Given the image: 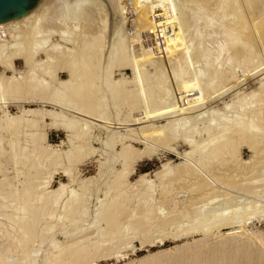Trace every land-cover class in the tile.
Masks as SVG:
<instances>
[{
    "label": "rangeland",
    "instance_id": "1",
    "mask_svg": "<svg viewBox=\"0 0 264 264\" xmlns=\"http://www.w3.org/2000/svg\"><path fill=\"white\" fill-rule=\"evenodd\" d=\"M178 1L180 2V5L178 4L179 3ZM186 1H187V3L190 2L188 0H185V3H184V0H175V3H176V5L177 4L179 5L177 7H179L178 11L180 13L186 12L189 14V15L187 14V16L185 15V17H186L185 20L187 21V22L185 21L186 26H190V30H189V34H188L189 39L192 37L195 38V35H197V34H199L196 36L197 38L200 35L203 36L202 34L205 32L204 36H205V38H208L207 44L208 45L211 44V49L213 50L212 52L215 53L216 46L220 45L223 42H226L227 33L230 31L227 28L229 26V24L232 25V23H233L234 25H236L237 22L238 23L240 22L237 14H236V10L233 12V9H231L234 5L231 6V8H230L232 11L228 10V12L227 11L224 12L223 10H221L219 8V4L217 3L219 0L218 1L213 0L210 2L211 4L208 2L209 0H206L208 3L204 2V0H202V1L197 0L198 2L201 1V2H199L200 4L204 3L203 6L205 4H207L209 6V8H211V20L207 17V19L209 20V23H211V25L208 26L206 29L198 31L197 27H195L193 24L190 25V23H191L190 21L192 19L191 9H193V7H194V9H196L198 7L195 6V4H193L194 5L193 6L192 3H188L189 4L188 5L186 3ZM231 1L232 2H230V3H234L233 0H231ZM237 1H239V0H237ZM252 1L253 0H251V2L249 0H247V1L244 0V2H246V3L243 4V1L240 0L239 3L238 2L237 3H238V6L241 4H243L245 6L244 7L243 5H241V11L243 10L242 11L243 20L246 21L245 23L247 25L246 26L247 29H246V27H243L242 30L244 32H246L245 30H247V32L249 33V36L253 39V43H254V41H255V43H258V44L254 43V46L255 45L257 46V47H254L255 48L254 52L256 51L255 53L258 55L257 60L255 59L256 63L253 65L254 67L252 66L253 68H250L252 70L251 73L245 74L244 73L245 69H244V67H242V64H244V63L239 61L242 58L240 59V57H239L240 55L235 56V54H234V55H232V57H233L232 60H234L233 61L234 68L232 67L233 71L231 73V77L232 76H234V77H232L233 78L232 79L229 75V76H227L228 77L227 79L229 81L227 79L225 80L228 82H225L224 80H223L224 82L223 81H221L220 83H219V81L216 82V83H219L218 85L220 87L219 86L217 87L215 97L213 98L215 101L211 100V97L209 95V94H211L210 93L211 88L206 87L204 92H206L208 89L209 93L207 92L205 96L209 97L208 99L210 101L206 102L205 105L203 104V106H202L203 108L202 107L196 108V109L194 108L193 110L194 111L196 110V112H192L195 116L201 115V114L205 115V117H204L205 119L204 118L202 119V117H203L202 115H201L202 116L201 120L198 119L199 121H201V122H199L200 126L198 125V131L200 129V131L202 133L200 131L199 132L196 131L197 133L192 134V136H194V140L192 139L193 141H197V140L200 141L201 139H203V138L205 139L208 137L207 131H208V129L211 130V128L213 127L211 125V123H212L211 122V111L216 112L215 115H213L214 118L218 117L217 119H215L218 122L213 121V123H212L214 126H215L214 122L217 123L216 124V126H217L219 121L221 122V119L223 117L226 118L228 125H232V124L240 121L241 118L244 117L241 114L244 110H246V112L244 111L243 114L244 113L246 114L247 110L251 107V105H255L256 103H258V105H259V103L262 104L264 102V69H263L264 68V49L261 50V48H263L262 47L263 43H260V40L263 42V39H264V35H262L263 38H261V34L262 33L264 34V30H262V29H264V12H263L264 11V8H263L264 7V0H257V1H259V3H261L260 5L255 0L259 6L256 11H252V7L249 6V4H248L249 2L251 4ZM181 3H183L185 5H182ZM212 3L213 4L216 3V4L213 5ZM210 5H212V6H210ZM215 5L217 6V8L215 7ZM260 6L262 8H260ZM212 7H213V9L216 8L217 10H215V9L213 10ZM205 8L208 9V7H206V6H205ZM236 8L237 7H235V9ZM212 10L215 11L214 13L217 16H219V17L221 16V18H223V20L221 18H219L220 19L219 20L217 17L213 18L216 15H214ZM251 11L257 12L255 14L258 16H256ZM222 12H224V15L229 13V12H230V14H227L228 16L225 15L223 17ZM218 13H220V14L218 15ZM231 13H234V14L231 15ZM259 13H260V15H259ZM262 15H263V17L260 18ZM105 17H106L105 19L107 20L106 15H105ZM258 17L260 19H255ZM206 20L204 17L202 22L204 21L206 23ZM258 20L260 21L259 22L260 25L258 24ZM222 21H224L226 24L228 21L230 23L228 22L227 25H224L225 23H223ZM244 21H243V23H244ZM251 21H253V22H251ZM255 22H257V24ZM209 23L207 21V23L205 25H208ZM245 23L242 26H245ZM252 23H253V25H252ZM254 24L259 25V26L254 27ZM261 25L263 27H261ZM124 26H125V24H124ZM224 26H227V27H224ZM66 31L68 32V29ZM147 35H148V33L145 32L142 36L143 38L141 37V40H142L141 44L145 43L143 45H139V48H141V50H148L151 46L153 47L152 43H154V41L153 40L151 41L150 36H147ZM145 36H147V37H145ZM59 38H61V40ZM63 38L64 37L63 36L61 37V35H56V36H54V38H52L51 41L54 43L59 42V41H60L59 43H63L62 42V41H64ZM199 39H200V37L198 38V40ZM256 39H257V42H256ZM143 46H144V48H143ZM68 47L71 48V46H68ZM258 51L260 52L259 54H258ZM44 55L41 54V56H39V61L44 60V59H45V61L47 60L46 59L47 56L45 57ZM54 58L55 59L50 60V62L48 60V62L53 65L52 66L50 64L51 66L50 65H48V66L53 67V69H55V71H54L55 73L51 74L50 76H46V78L50 82L51 87L49 89V92L45 93V97L41 96V99H43V100H39L40 97L38 99V96L35 93H34L35 96L33 97V95H32L33 92H32V94H29L27 92V94H29V96H28L25 93L26 91L23 94L16 95L17 96L16 97V96L11 95V93L9 92L10 90L7 89V87H8L7 83L11 82L12 80L14 81V78H15V80L19 78V80L22 81V79H20L22 77V78H24L23 81H25V82H26V80H32L33 77L39 78V76L41 75L40 70L35 69L34 65L28 64L27 61L25 62V59L21 56H15V57H12L11 59L9 57L8 58L9 62L6 61L7 59H5V62L9 63L10 68L12 67L13 69L7 68L8 65H6V63L4 64V61L0 62V77H1L0 82L3 83L5 86V88L3 87L2 89H0V181H1L0 182V239H1L0 240V249L2 250V252L0 250V256H1L0 258L2 260V258H3L2 256L4 255V258H5V259L3 258L4 264H54L55 261H57L56 256H58L59 249L63 248L64 251L66 252V254L64 252V254H62V255L68 256L67 254H70L76 248L75 246L77 244H79L80 240H81L80 244H83V243L87 244V242H88V244L93 243V242L99 240L100 234H103L102 233L103 231L106 233L109 230H110V232H108V235L110 237L107 236L105 238L106 239L105 242L102 243V246L104 245L103 247H105L104 249H107V250L105 252L102 251L101 256L96 260V262L94 264H264V214H263L264 213L263 212L264 211V205L261 206L262 204H264V196L262 197V195L264 194V191H262V189H264V188H262V187H261L262 189L258 188L259 189L258 194H257V192H254V190H258L256 188V185L253 184V182H252L254 180V176L256 175L257 171L254 170L253 172H251V168L253 166L255 168H257L258 166H260L259 161L264 160V137H263L264 132L262 131L264 129L260 128L261 130H259V132H257L258 133V135H257L258 141H260V145L258 148H256V150L262 149V152H261L262 154L257 153L255 148L253 150L250 149L251 147H249L245 142H244L245 143L244 144L241 141L242 143H239L238 145H236L234 147V149H233L234 152H231V153L228 152V153H226V155L224 154L220 158H216V159L212 160V162H209V163L207 160L209 158L206 156L202 155L204 158H206V159H204V161H203V157H200L201 155L196 156L198 158H195L194 155H193L194 157L190 156L188 153H190L192 150L191 149L192 144L190 145L189 141L187 142L184 140L185 136H183V135H185L186 131L185 130L183 131L182 128L180 129V127H181L180 123H179V125L175 124V123H178L180 121L177 118H174V116L176 117V113H174V112H176L175 111L176 107L174 108L175 105L173 106V103H172L173 97H172V90L170 92V84H171V81H170L171 78H169L170 75L166 70L163 71V69H160V67H158V64L156 65L157 68H156V66H150V67H145L144 69L139 70V71H136V70L134 71L133 69H131L129 67H126V68H119L118 66L114 67V72H113L112 78L114 80H117V81L123 80L122 78H124L123 81H125L126 79H127L126 81H128V82L125 81L124 84L122 83L123 81L119 82V83H117V86L119 85V87L122 89V92L123 91L125 92V89H127L128 92L126 91V93H130V94L134 93V97H132L133 99H131V97H128L130 94L129 95L127 94V96L126 95L124 96L118 87L117 91L115 90L116 93L114 92V95L117 98L115 96H113V97L110 96L114 101L112 100L111 102H109L106 107H105V105H103V108H105V110L103 112H105V116L110 119L109 121L113 123V124H111L113 126L109 125L110 127H101L104 124L99 122V121H95V123L98 122L97 124H99V125H97V124L91 125L88 128H86L85 123H80V121H79L80 119H78L79 117L84 118V116L74 114L71 112V109L74 106H72V104L69 101H70V99L73 100V98H71L70 96H69L70 98L67 97L65 95V91L61 87L62 86L61 82H65L64 80L67 81V79H68V72L66 69L67 68L66 65H68V64L70 65L71 61L75 62V60H73V59L71 60L69 56H65V57L63 56V57H60L59 59L56 57H54ZM193 58L194 57H192V59ZM9 59L11 60V63H10ZM102 59H103V61L101 62V65H102L101 66L102 67L101 72L103 71V64H106L104 62L105 58L103 57ZM116 61H117V59H116ZM240 62L242 64H240ZM75 63H77V62H75ZM171 65L173 68H176L178 66V63L176 61H172ZM255 65L256 66L259 65V66H257V68H256ZM64 66L66 68H64ZM261 68H262V70H261ZM198 69H199V72H201L203 70L199 67H198ZM198 69H196L197 72H198ZM140 71H141V73H140ZM158 71H160L159 74L161 75V77H159V79H158V76H160V75L157 74ZM190 71L192 73L195 72L194 68L192 69V67L190 68ZM204 72L205 73H203V72H201V73H203L204 74L203 76L205 77L206 72L208 74L209 71L204 70ZM249 72H250V70H249ZM137 73L139 74V76L140 75L142 76V78L140 77L141 79L138 77ZM252 75H254V76L252 77ZM28 76H30L31 78H29ZM3 77H4V79H3ZM25 78H26V80H25ZM163 78L164 79L169 78L167 80H169L170 83H168L169 81H165V80L163 81ZM260 79H261V81H260ZM139 80H141V83H138V82H140ZM232 81H234L235 83L233 82L234 83L233 84ZM262 81H263V83H261ZM222 82H223V84H222ZM241 82L244 84H242ZM1 83H0V86H1ZM125 83H127V84L125 85ZM141 84H142V87H140ZM158 84H160V85H158ZM168 84H169V86H168ZM229 84L233 87L230 88ZM122 85L124 87H121ZM164 85H165V87H164ZM235 85H237V86H235ZM117 86H116V88H117ZM154 86L155 87L159 86L158 87L159 89L157 87H156L157 88L156 89ZM225 86H227V87H225ZM58 88H60V91ZM166 88L169 90L168 97H169V99H171V101L169 99H168V101H170V102H168V101L162 102L164 100L163 99L161 100V98H163L161 92L163 91V89H166ZM218 88H219V91H218ZM225 89H226V92H225ZM227 89H228V91H227ZM236 89H238V91H236ZM255 90H258V92L253 93ZM54 91L55 92L59 91L61 93L63 91L64 93H62L61 95H63V94L64 95L63 96L60 95V98H64L66 96V98L69 100H67L66 98L61 99L60 100V101H62L61 103L58 101H54L53 99H51V97H53V96L50 95V93L52 95L53 94L55 95V93H53ZM118 91H120L121 93ZM152 91L154 92V94ZM251 91H252V93H251ZM170 93H171V95H170ZM135 94H136V96H135ZM251 94H252V96H250ZM253 94H254V96H253ZM259 94H261V95H259ZM121 95H122V97H120ZM151 95H153V97H155L154 99L156 101L155 100L153 101L151 99V98H153ZM36 96H37V98L35 100L34 98ZM149 96H151V98ZM110 97H109V99H111ZM118 97L120 100L118 99ZM123 97H125V99ZM138 97L140 99H137ZM246 97L248 98V100L246 99ZM255 97L257 98V100L259 102H257ZM60 98H58V99H60ZM114 98H116V99H114ZM158 98H159V102L161 101L160 102L161 104L159 103L160 105L157 104L158 106H156L155 104L158 103ZM238 98H240V99H238ZM45 99L49 100V102L48 101L46 102ZM50 99L52 102L50 101ZM127 99H130V100L128 101ZM237 99H238V101H236ZM241 99H242V102H241ZM245 99H246V103L248 102L247 103L248 106L245 103ZM15 100H17V101H15ZM63 100L64 101L66 100L65 104L63 103ZM137 100H140V103H139V101L137 102ZM40 101H43V102H40ZM130 101H133L132 104ZM151 101H153V102L150 103ZM56 102L62 104V105H59L61 107H59V106L57 107L58 103H56ZM134 102H135V104H133ZM214 102H216V103H214ZM243 102H244V104H243ZM251 102L253 104H251ZM254 102H255V104H254ZM53 103L55 105H53ZM69 103L71 105V106H68L69 107L68 109H70V111L68 109H66L67 105ZM211 103H212V105H211ZM240 103L243 106V108L240 105ZM117 104H118V106H117ZM136 104H138V105H136ZM163 104H164V106H163ZM233 104L235 107L233 106ZM133 105L135 106L134 108H133ZM65 106H66V108H65ZM138 106H140V107H138ZM186 106L190 107L188 103L186 104ZM261 106H263V105H261ZM224 107H226V108H224ZM245 107H247V108H245ZM238 108L239 109L242 108V109H240V111H238L239 110ZM74 109L75 108H73L72 111ZM155 109H157L158 111L156 110L155 112H153V110H155ZM34 110L35 111L41 110L39 112L40 113L42 112L41 113L42 115L38 111L35 112ZM193 110H191V111H193ZM241 110H242V112H241ZM43 111L45 114L43 113ZM149 111L151 112V114ZM165 111L167 112V114H165ZM199 111H201V113ZM32 112L36 116L37 115L41 116V117L39 116V119H38V121H40L41 123L38 122L37 128L36 127L27 128L25 126L24 127L21 126L20 128H18V127L13 128V129H7L6 128L7 124L10 123V120H14V119H16V117H20V116L24 115V118L22 119V123H23V121L25 122L26 120L32 119L35 116L34 114L32 115ZM49 112L51 113V115L55 112L54 114L57 113V114H59V116L54 117L53 116L54 114H53L52 115L53 117H52V116H50ZM143 112L145 113V115ZM204 112H206V113H204ZM226 112H229V113H226ZM239 112H240V114H239ZM217 113L219 115H217ZM62 114H64L63 116H67L68 120L69 119L73 120L75 118L74 121H72V122H75L76 119H77V121H79L78 124H76L77 122L75 123L76 124L75 127L76 128L78 127L77 131L73 130V131H75V133L76 132L78 133V134L76 133V136L72 130L69 129V131H67V128H64L65 125H63V124L66 123L67 118H62ZM128 114H130V115L133 114V115L130 116ZM146 114H149V115H147L148 118L149 117L151 118V116L153 118V119L152 118L148 119L150 122V125L152 127H157V126L159 127V126H162L168 122L172 124V121H173V124L176 125L177 130L175 127H174V129L176 131H180V130L181 131L180 132H174V134H173V132H171V131L172 130L175 131L174 129H172V127L175 125L172 124L171 125L172 127L170 128L172 130L170 131V129H169V131L166 133L167 134V141H169V139H170V138L168 139V136L169 137H172V135H174V136L170 140L171 143H168V144H165L167 141L161 143L162 141H159L157 139L155 141H154V139H151V140L149 139L148 142H147V140L140 139L138 136L139 131H140L138 126L142 127L141 124L145 120L143 118L146 116ZM159 114L162 116H160ZM208 114L210 115V117ZM43 115H44V117H43ZM163 115H165V116H163ZM221 115H223V116H221ZM13 116H16V117L13 118ZM134 116H135V118H137V117L140 118V119L139 118L136 119V120H138L137 121L138 123H136ZM142 116H143V118H142ZM237 116L238 117L240 116V117L238 118ZM128 117H131L134 119L129 118V119H131L130 124H132V125L127 127V124L125 123L124 120L127 119ZM230 117H232V118H230ZM244 118L251 119L249 114L247 116H245ZM174 119L176 121H174ZM206 119H209L210 121L209 120L206 121ZM247 119H245V120L247 121ZM99 120H101L103 122L105 121L102 119H99ZM141 120H143V121H141ZM226 120H225V122H226ZM262 120H263L262 125H264V117ZM139 122H141V123H139ZM61 123H62V125H61ZM100 124H102V125H100ZM56 125H58V126H56ZM77 125H80V128ZM207 125L209 128L207 127ZM93 126H95V127H93ZM84 127H85V129L82 130V128H84ZM262 127L264 128V126H262ZM17 129H19V130H17ZM73 129H75V128H73ZM86 129H88V130H86ZM178 129H180V130H178ZM201 129H203V130H201ZM83 131L87 136L84 137V135L82 133ZM85 131H87V132H85ZM260 131L262 133H260ZM132 132H133V134H132ZM135 132L136 133L138 132L137 133L138 135L134 134ZM182 132H184V133H182ZM87 133L90 134L89 137H88ZM169 133H172V135ZM177 133L178 134L182 133V135L177 136ZM37 134L39 137L37 136ZM127 134H129V135H127ZM77 135L78 136L81 135V136H79V138H78ZM72 136H74V137H72ZM121 136H123V137H121ZM124 136H126L127 138L125 139ZM181 136H183L184 138H181ZM119 137H121V138H119ZM175 138H176V140H175ZM70 139L73 140V141H71V143L73 142L72 144H70ZM77 139H79L80 141ZM113 139H115V140L113 141ZM122 139H123V141H122ZM172 139H174L175 141ZM40 140H42V142ZM84 140H85V142H82ZM36 142H37V144H36ZM83 143L85 144V146ZM128 145H131L133 147L134 153L137 155V157H136V155L133 153L134 155H133L132 159H130V161H126L125 157H124L125 159L122 158L123 157L122 156L123 147L128 146ZM10 147L14 148V151L16 153L15 152L11 153V151L7 152V150L10 149ZM82 148H84L83 152H82L83 154H81L79 151V150H82ZM35 149H36V151H35ZM43 149H45V150H43ZM4 150H5V154L3 153ZM47 150L50 152L48 153ZM51 150H54L55 153H52ZM1 151H2V153H1ZM46 151L48 154L52 153L51 154L52 156L48 155L46 153ZM71 151H72V153L74 152L73 153V159H76V160H73V161H75V162L71 161L70 158L67 156L69 153H71ZM77 151H79V153H77ZM41 152H43V153H41ZM256 153L258 154V156L259 155L260 156L257 157ZM11 154L16 155V156H13ZM41 154H43L41 157L42 159L40 158ZM79 155L83 159H81V157ZM30 157H31V159H30ZM37 157H39V158H37ZM189 157L191 159L192 158L193 159L191 160ZM10 158H11V160H10ZM56 160H58V161H56ZM131 160H133V161H131ZM67 161H68V163H67ZM252 161H254V162L252 163ZM199 162H201V164H202V162H207V166L209 168L206 165H204V167L199 165ZM184 163H188V164L190 163L191 168L194 167V170L199 171L200 176L196 172L197 175H195V174L190 175L188 178H186L185 180H181L179 183V179H180L179 177L181 175L180 172L183 170L182 165ZM247 163H249V164H247ZM261 163H262L261 166L264 167V161ZM36 164H37V166H36ZM256 164L258 165L257 167H256ZM38 166H40V167H38ZM205 166H206V168H205ZM263 167H260V168L258 167L259 168L258 170H261V168H262V170H261L262 173H264ZM164 172L167 174L164 175L163 174ZM121 173H124V174L127 173L128 174L127 182H126L127 185H125L124 188L122 187L121 189L117 190L118 188H117L115 178H117V180H118V178L121 176L120 175ZM252 173H254V174H252ZM159 174L161 175V177ZM118 175H120V176H118ZM251 175H252V177H251L252 179L249 178ZM71 176H73L74 179ZM174 176H175V178H174ZM244 176H245V178H244ZM37 177H39V178H37ZM241 177H242V179H240ZM170 178H171V180H170L171 184L167 183V182H169V180H167V179H170ZM232 178H234V179H232ZM243 178H244V183L246 185L248 183L247 186L252 184L251 185L252 188L249 186L250 189H247L248 187L246 185H244V186L241 185L240 187H242V188L240 189L239 185L238 186L235 185L238 182H239L238 184H241V182H243L242 181ZM208 179L211 180L212 183ZM73 180H75V181H73ZM175 180L177 183L175 182ZM114 181H115V183H114ZM233 181H235V182L233 183ZM118 182H119V180L117 181V183ZM173 182H174V184H173ZM201 182L202 183L208 182V183H210V185L212 184L211 190L212 191L216 190L215 191L216 193L220 189V191L217 195L214 194L213 192H212V195L213 196L216 195L215 197H217V198L220 197L221 199L218 198V199H216L217 200L216 201V200H214L215 199L214 198L213 199L214 203L210 202V204L213 203L212 205H210V204H208L209 203L208 202L209 200L207 199L208 197L206 198L205 197L206 195H203L207 200L204 197H203V199L199 198V201L197 199L198 205L195 204L196 200L192 201V199L197 197L196 195H198V194H197V192L195 193V191L193 189H194V187L199 185ZM62 183H66L68 185V187H67V190L65 191L62 199L59 202H57L55 196L48 195V193L50 192V194H53L52 192H55L56 189ZM170 185H173V186H170ZM149 186L152 189L151 192H149L150 191ZM245 186H246V188H245ZM29 187H31V189H32V193L30 194L31 195L30 196L31 197L30 198L31 199L30 206L31 207L36 206V208H38L37 210L39 213L37 214V216L40 215L38 217V220H37V217H35V216H34L35 217V220H34V217H33V215H31V213L28 214V216H26L25 213L23 212V210H18V208L21 206V204L23 205L24 204L23 202H25L28 199L26 197L29 195H25V193ZM145 187L146 188L148 187L149 190H148V188L145 189ZM33 188H35V189H33ZM225 188L226 189L229 188V189L226 190ZM238 188H239V190H238ZM244 188H245V191H244ZM166 189L168 192L166 191ZM170 189H171V191H170ZM73 190L76 192L74 193ZM86 191H88V192H86ZM114 191H116V192L114 193ZM162 191H164V193ZM223 191H224V195H222ZM228 191H235V193L229 192V194H228ZM238 191L239 192L241 191V192L239 193ZM165 192H167V194ZM250 192H252V193L250 194ZM236 193H238V194H236ZM11 194H12V196L9 197ZM119 194H122V195L130 198L129 201L131 200V202H130V204H129V201H128V203H126L125 210H127V211H125V214L122 217V220H121L122 224L119 222L120 225L119 226L117 225V227H125L126 228L127 225H125V224H127L131 220L133 222L137 220L139 223H141V221L148 216H149V218H153L152 219L154 221L153 224H147L145 227L141 228L138 232H135V230H133V229H130V230L126 229L127 231H125V230L123 231L124 235L122 234L121 230H118V229L123 230V228H118L117 230H115L116 227L111 228V229H109L107 227V230H108L107 231L106 230L107 221L104 218H102V216L100 215V213H101L100 211L103 208V205H105V203H109L111 201V199L113 200V196L116 197ZM145 194L149 195V196L147 195V197L150 201L149 207L153 206V207H150L151 211H149V212L146 211L147 208H144L147 205L145 204L146 205L145 206L143 204L146 202L144 200L145 196H146ZM143 195H145V196H143ZM225 195H229V196L231 195L232 199L230 197H226ZM249 195H251V196H249ZM72 197L74 199L77 198V200L75 202L76 204L78 202H80L81 204L78 203V205H76V207H75V205H73L74 207L72 206L71 208H68V206L70 207L69 201L72 199ZM79 197H80V199H79ZM163 197H164V199H163ZM238 197H240V198H238ZM242 197H243V199H242ZM261 198H263V199H261ZM33 199H35V200H33ZM249 199H251L252 202L256 200L255 202H253L254 205H257L256 204V202H257L258 207L260 206L259 210L261 209V207H262V209H261V212L258 211V214L253 215L254 218L252 217L253 219L251 220L252 222L250 224H247V222H245L246 223L245 224L244 223L245 220L243 221V223L240 222V224H242L243 226L240 225L239 223H237V224H239L238 226L236 224L235 227H236L237 231H240V230H242L243 232L246 231L247 234L249 233L248 234L249 236H252V237L254 236L253 238H256L254 242L244 240L246 242L245 245L241 246L239 249L233 250L232 248L231 249L223 248V247L220 248L216 244L217 239L219 240L220 238H222V237H220L221 234L225 235V234H227L226 232H229L232 230V227H230V226L222 227L221 231H217V229L214 228L212 230V232L210 233L212 235L207 236V238H205V239H202L201 235L198 233H196L195 235H192V236L189 235L187 238L181 239L180 241H176V242L170 241V240H167L165 242H158L155 239L156 236H158L160 233L165 232V231H166L165 233H168V234H169V232H170V234H171V232H173V234L175 232V234H176V231L178 233L180 230L182 231V229H186L190 225L196 223L194 221L195 219L199 220V218H200V220L204 219L203 221H205L206 218H208V217L210 218L212 216L211 214L216 215V213H217L216 211H218L219 208H222V206L225 204V202H228L225 204V207H227V205H232L234 203L236 204V202L238 203L239 201H240L239 202L240 204H243V202L249 203V201H250ZM165 200H167V202H165ZM46 201H47V203H46ZM138 201H140L141 204H138ZM188 201H190V202H188ZM32 202H34V203H32ZM82 202L83 203L85 202L86 204L84 203V205H83ZM48 203H50V204H48ZM44 206H45L46 210L44 209ZM66 207L68 209H66ZM73 208H75V210ZM213 209H215V210H213ZM212 210L215 211V213ZM73 211H74V213H73ZM201 213H202V216H201ZM207 215H209V216H207ZM199 216H201V217H199ZM25 218H27L26 220L30 219L31 221H34L36 229H35V232L33 234L34 238H32V241L29 242L30 244L28 243L27 245H25L26 247L24 246L25 248L24 247L22 248L19 246V243L17 242V240H19L22 237V234L20 232L21 231L20 227L22 226L21 224L25 223V221H26ZM170 218L171 219L173 218L174 221L171 220ZM211 218L209 219L210 221L213 220L214 217L212 219ZM11 219L13 221H11ZM163 219H164V221L171 220L172 224H168V225L160 224L161 220L163 221ZM198 220H196V221H198ZM209 220H208V222H209ZM35 221H37V222H35ZM61 221H63V222H61ZM173 223H175V224H173ZM244 224H245V226H244ZM169 225H171V226H169ZM161 226H163V228ZM240 226H242V227H240ZM113 230L115 231V233H116V231H117V233L121 232V234L123 236L119 235L121 237L118 236V239H116L117 237H113L116 235L113 232ZM111 232H112V234H111ZM217 236L219 238H216ZM84 240L86 242H84ZM204 240H205V242H204ZM82 241H83V243H82ZM14 242H16V243H14ZM17 243H18V246H17ZM68 244L71 246L69 247ZM112 245L114 247L116 246V248H114V251L111 250V249H113ZM6 246H7V248H6ZM73 247H74V249H73ZM103 247H102V249H103ZM8 250H9V252H8ZM246 250H248V251H246ZM2 253H3V255H2ZM4 253H6V255ZM27 253H29V254H27ZM107 253H109L110 255L105 256V254H107ZM27 258H28V260H26ZM54 258H55V260H54ZM23 259H25V260H23ZM8 260H9V262H8ZM4 261H6V262H4ZM35 261H37V262H35ZM47 262H49V263H47Z\"/></svg>",
    "mask_w": 264,
    "mask_h": 264
},
{
    "label": "bare ground",
    "instance_id": "2",
    "mask_svg": "<svg viewBox=\"0 0 264 264\" xmlns=\"http://www.w3.org/2000/svg\"><path fill=\"white\" fill-rule=\"evenodd\" d=\"M160 3H164V2H170V4L173 6L174 8V11H175V22L177 24H175V37H173L171 40V44H169L165 50H162L161 53L162 54H159V52H157L156 50V45H155V42L152 43L153 44V47L151 46L148 50H141V48H139V45H143L141 44V37L143 36V34L146 32V33H149V29L150 27L153 25V22L150 18V10H149V5H145V4H140L139 1L136 2V6H137V21H136V26H135V29H134V33H130V31L124 26V14H123V9H124V0H42L41 1V4L33 9H31L29 12L23 14L22 16L20 17H16L14 18L12 21L6 23V24H0V26H3V27H6L9 31V37L7 39H4L3 41L0 42V62L4 61V64L6 63L7 68H10V65L8 61V58L10 57V59L12 57H15V56H21L25 59V62L27 61L28 64H32L34 65L35 69H38L41 71V75L39 76V78H35L33 77L32 80H24V78H20L22 79L19 80L14 78V81L10 80L11 82H8L7 85V89H9L11 95L13 96H16V95H19V94H23L25 91V93L27 94V92L29 94H32L33 92V97L35 96V94L38 96V99L40 97L39 100H43L41 99V96L42 97H45V93L46 92H49V89H50V82L49 80L46 78V76H50L51 74L55 73V69H53V67H49L48 65H50L51 63L50 60H53L55 59L54 57L56 58H60V57H65V56H69L70 59L72 60H75V63L74 61H71V64L69 65H66L67 68L64 66V68L67 69V72H68V79L67 81L64 80L65 82H61V87L63 88V90L65 91V95L67 97H71L73 98V100L70 99V103L72 104V106H74L73 108H75L73 111L71 109V112L74 113V114H78V115H81V116H84L83 117H77L78 119H80V123H85L86 125V128H88L89 126L91 125H96L97 123H95V121H99L101 123H103L104 125H102L101 127H110L109 125L113 124L112 122H110L109 118H107L105 116V112H103L105 110V108H103V105H105V107L108 105L109 102H111L113 99L110 97V96H115L114 95V92L115 90L117 91L119 85L117 86V83L119 82H122L124 80V78H122L123 80H114L112 77H113V72H114V67H119V68H126V67H129L131 69H133L134 71H139V70H142L144 69L145 67H150V66H156L158 64V67H160V69H163L166 70L170 77L171 78V84H170V92L172 90V103H173V106L174 108L176 109L174 113H176V117L174 116V118H177L180 122L178 123H175L176 125H179L180 123V129L182 128L183 131L185 130L186 133L185 135V138L183 136H181V138H184L185 141H189L190 145L192 146L191 147V152L188 153L190 156H195V158H198L196 156H199L201 155L200 157H203V156H206L208 157L209 159L208 160V163L209 162H212V160L216 159V158H220L221 156H223L224 154L226 155V153L228 152H234L233 149L236 145H238L239 143H246L249 147H251L250 149H254L256 150V148L259 147L260 145V141H258V133L259 130H261L260 128L264 129L262 126V119L264 117V102L262 104L259 103H256L254 102L255 105H251V107L247 110V113L250 115V118L251 119H247V118H244L245 116H247L248 114L244 113L243 112L246 110H244L242 112L241 110V114L244 116L241 118L240 121L232 124V125H228V122L226 120V118H222L221 119V122L219 121L218 125L216 126V121L215 119H217L218 117L214 118L213 115H215V111H211V122L213 123V121H216L214 122L215 126L211 123V125L214 127L211 128V130L208 129V137L207 138H203L201 139L200 141H193L194 140V136H192V134L194 133H197L196 131H198V125L200 126V123L201 121H199L198 119L201 120V117L202 119L205 117V115L201 114V115H194L192 112H196V110L194 111L193 109L195 108H201L203 106V104L205 105L206 102H209L210 100L208 99L209 97L205 96L206 92L205 89L206 87L207 88H211L210 89V97H211V100H214L213 98L215 97V93L217 91V87L219 86L218 84L221 82V81H225L230 75L231 77V73L233 71L232 67L234 68V63L232 60L233 57L232 55L235 54V56H239L241 60V62H243L244 64H242L240 62V64H242V67H244V73L247 74V73H251V69L250 68H253L254 64L256 63L255 59L257 60V57L258 55L254 52L255 48L254 47H257L256 45L254 46V43H253V39L249 36V33L247 32V30H245L246 32H244L242 30L243 27H246V21L243 20V13L241 11V5H243L244 3V0L243 1V4L239 5L238 6V3L239 1L237 0H233L234 3H230L232 2L231 0H217L216 2L219 4V8L221 10H223L224 12L228 10H231L233 9V12L236 10V14L240 20V22L236 25H234L232 23V25L229 24V26H224V27H227L230 31L227 33V39H226V42H223L221 43L220 45L216 46V51L215 53L212 52L213 50L211 49V44H207V40L208 38H205L204 34L205 32L202 34L203 36H198V38L200 37V39L198 40V38L196 37L197 35H195V38H190L188 37V34H189V30H190V26H186V20H185V15L187 16L188 13H183V12H179V6L180 5V2L176 5L175 3V0H158ZM190 2L188 3H192L195 4V6H197L198 8L194 9H191V14H192V19H191V23L190 25H194L195 27H197L198 31H201L203 29H206L208 26L211 25V23H209V20L207 19V17L211 20V8H209V6L207 4H205L203 6L204 3L200 4L199 2L201 1H197V0H188ZM211 1L213 0H209L208 2L210 3ZM247 1V0H246ZM251 2V0H249ZM257 1V0H256ZM255 0L252 1V3L250 4V2L248 3L249 6L252 7V11H256L258 9V4L260 5L261 3H259V1H257L256 3ZM150 3H153L155 2V0H149ZM157 2V1H156ZM183 2V1H182ZM204 2H207L206 0H204ZM207 2V3H208ZM238 2V3H237ZM184 3H185V0H184ZM187 3V1H186ZM187 3V4H188ZM182 5H185L183 3H181ZM211 4V3H210ZM213 4V3H212ZM216 4V3H214ZM213 4V5H214ZM189 5V4H188ZM234 5V6H233ZM247 5V4H246ZM194 6V5H193ZM208 7L207 8H205ZM212 6V5H210ZM231 6H233L231 8ZM244 6V5H243ZM248 6V7H249ZM186 7V6H185ZM192 7V6H191ZM215 7L217 8V6L215 5ZM235 7H237L235 9ZM245 7V6H244ZM189 8V7H188ZM216 8H214L215 10H217ZM231 8V9H230ZM243 8V7H242ZM260 8H262L260 6ZM264 8V7H263ZM213 9V7H212ZM213 9V10H214ZM248 9V8H247ZM250 9V8H249ZM212 10V11H213ZM220 10V11H221ZM251 10V9H250ZM186 11V10H185ZM232 11V10H231ZM230 11V12H231ZM251 11V12H252ZM261 11V10H260ZM215 11H213L214 13ZM218 12V11H217ZM216 12V13H217ZM224 12L223 13V17L226 15L228 16L227 14H230L227 13L224 15ZM264 12V11H263ZM212 13V14H213ZM221 13V12H220ZM218 13V15L220 14ZM252 13H257V12H252ZM234 14V13H231V15ZM105 15L107 16V20L105 19ZM189 15V14H188ZM207 15V16H206ZM214 15H216L214 13ZM256 15V14H255ZM260 15V13H259ZM258 16V15H256ZM205 17V20H206V23L208 21V25H205L206 23L202 20L204 19ZM217 17L218 19L221 18V16H214L213 18ZM250 17V16H249ZM255 17V16H254ZM260 17V16H259ZM255 18V19H260L263 17V15L260 17V18ZM223 20V18H221ZM227 19V18H226ZM245 19V18H244ZM251 19V18H250ZM254 19V18H253ZM254 19V20H255ZM217 20V19H216ZM220 20V19H219ZM253 20V21H254ZM186 21V22H185ZM218 21V20H217ZM225 21V20H224ZM224 21H222L223 23H225ZM231 21V20H230ZM245 23V26H242L244 25ZM251 21V22H253ZM257 21V20H256ZM211 22V21H210ZM229 22V21H228ZM227 22V24H228ZM260 21L258 20V24L260 25L259 23ZM205 23V24H204ZM230 23V22H229ZM235 23V22H234ZM257 24V22H255ZM222 24V23H221ZM226 23L224 25H227ZM253 25V23H252ZM259 25H255L254 24V27L255 26H259ZM214 27V26H213ZM223 27V26H222ZM253 27V28H254ZM261 27H263L261 25ZM68 29V32L66 31ZM247 29V27H246ZM258 29V28H257ZM261 29V28H260ZM259 29V30H260ZM264 30V29H262ZM126 31V32H125ZM259 32V31H258ZM263 32V31H262ZM69 33V34H68ZM128 33V34H127ZM67 34V35H66ZM56 35H61V37L63 36V40L62 41L63 43H59V42H52V38H54V36ZM262 35H264L263 33L261 34V38ZM149 36V35H147ZM145 36V37H147ZM253 36V35H252ZM130 37V38H129ZM143 38V37H142ZM149 38V37H148ZM210 38V37H209ZM61 40V38H59ZM153 39H151L152 41ZM198 40V41H197ZM255 40V39H254ZM144 41V40H143ZM146 41V40H145ZM154 41V40H153ZM256 42H257V39H256ZM260 43H263V48L264 49V39H263V42L260 40ZM255 44H258V43H255ZM150 45V44H149ZM68 46H71L68 47ZM259 46V45H258ZM260 47V46H259ZM144 48V46H143ZM146 48V47H145ZM253 49V50H252ZM250 50V51H249ZM166 52V53H164ZM244 52V53H243ZM260 52L258 51V54ZM41 54H45L44 56L46 57V61L45 59L44 60H40L39 61V56H41ZM105 58L104 62L106 64H103V71L101 72V62L103 61L102 58ZM192 57H194L192 59ZM201 57V58H200ZM5 59H7L5 62ZM9 59V60H10ZM57 59V60H58ZM64 59V58H63ZM117 59V61H116ZM238 59V58H237ZM49 60V62H48ZM56 60V61H57ZM67 60V59H66ZM65 60V61H66ZM172 61H176L178 63V66L176 68H173L172 65H171V62ZM70 62V61H69ZM73 62V63H72ZM237 62V61H236ZM10 63H11V60H10ZM47 63V64H46ZM49 63V64H48ZM53 63V62H52ZM66 63V62H65ZM2 64V63H1ZM77 64V65H76ZM52 65V64H51ZM50 65V66H51ZM28 66V65H27ZM30 66V65H29ZM53 66V65H52ZM63 66V65H62ZM238 66V65H237ZM253 66V67H252ZM256 66V65H255ZM259 66V65H257ZM256 66V68H257ZM192 67V69L194 68L195 72L192 73L190 71V68ZM199 68L203 69L201 72L205 73L204 70H208V74L206 72V76L204 77L203 73L199 72ZM12 68V67H11ZM10 68V69H11ZM57 68V67H56ZM157 68V66H156ZM198 69V72L196 71V69ZM227 68V69H226ZM236 68V67H235ZM13 69V68H12ZM159 69V70H160ZM200 69V70H201ZM264 69V68H263ZM65 70V69H64ZM156 70V69H155ZM158 70V69H157ZM250 70V72H249ZM262 70V68H261ZM161 71V70H160ZM157 74H159V72ZM258 71V70H257ZM157 72V71H156ZM262 72V71H261ZM43 73V74H42ZM141 73V71H140ZM260 73V72H259ZM138 74V73H137ZM195 74V75H194ZM4 75V74H3ZM23 75V74H22ZM160 75V74H159ZM166 75V74H165ZM164 75V76H165ZM243 75V74H242ZM257 75V74H256ZM254 75H252L253 77ZM26 77V76H25ZM29 78H31L30 76H28ZM27 77V78H28ZM54 77V76H53ZM138 77L142 78V76L138 74ZM160 76H158V79H159ZM167 77V76H166ZM234 77V76H232ZM231 77V78H232ZM251 77V78H252ZM136 78V77H135ZM140 78V79H141ZM169 78H163V81H169L167 79ZM239 78V77H238ZM4 79V77H3ZM137 79V78H136ZM218 79V80H217ZM222 79V80H221ZM230 79V78H229ZM233 79V78H232ZM245 79V78H244ZM262 79V78H261ZM260 79V81H261ZM9 80V79H8ZM127 80V79H126ZM125 80V81H126ZM145 80V79H144ZM155 80V79H154ZM228 80V79H227ZM231 80V79H230ZM240 80V79H239ZM247 80V79H246ZM0 81H1V77H0ZM101 81V82H100ZM123 81L122 83L124 84ZM140 82L138 83H141V80H139ZM156 81V80H155ZM170 81L168 83H170ZM217 81H219V83H216ZM223 81V82H224ZM229 81V80H228ZM228 81H225V82H228ZM235 81V80H234ZM232 81V83L234 82ZM128 82V81H126ZM132 82V81H131ZM161 82V81H160ZM222 82V84H223ZM231 82V81H230ZM243 82V81H242ZM241 82V83H242ZM245 82V81H244ZM1 83V82H0ZM134 83V82H133ZM162 83V82H161ZM166 83V82H165ZM231 83V84H232ZM235 83V82H234ZM233 83V84H234ZM239 83V82H238ZM263 83V81L261 82ZM127 83H125L126 85ZM164 84V83H163ZM244 84V83H242ZM241 84V85H242ZM140 85V84H139ZM156 85V84H155ZM160 85V84H158ZM228 85V84H227ZM230 85V84H229ZM240 85V84H239ZM117 86V88H116ZM169 86V84H168ZM223 86V85H222ZM237 86V85H235ZM5 88L4 84L1 83V86H0V89L2 88ZM121 87H124L123 85ZM142 87V84L141 86ZM155 87V86H154ZM157 87V86H156ZM155 87V88H156ZM159 87V86H158ZM157 87V88H158ZM165 87V85H164ZM220 87V86H219ZM227 87V86H225ZM233 87L230 85V88ZM239 87V86H238ZM241 87V86H240ZM261 87V86H260ZM144 88V87H143ZM142 88V89H143ZM156 88V89H157ZM169 88V87H168ZM237 88V87H236ZM262 88V87H261ZM55 89V88H54ZM59 91H60V88H58ZM120 91L122 92V89L119 87ZM141 89V88H140ZM159 89V88H158ZM222 89V88H221ZM233 89V88H232ZM235 89V88H234ZM53 92L55 93V95L51 94V99H53L54 101H58V102H62L60 101L61 99H65L66 96L64 98H60V95L62 93H64L62 91L61 92ZM118 91V92H120ZM127 89H125V92L123 91V95L127 96V94L129 95L130 93H126ZM132 91V90H131ZM156 91V90H155ZM218 91H219V88H218ZM228 91V89H227ZM236 91H238V89H236ZM31 92V93H30ZM117 92V93H118ZM120 92V93H121ZM128 92V91H127ZM133 92V91H132ZM131 92V93H132ZM153 92V91H152ZM151 92V93H152ZM225 92H226V89H225ZM234 92V91H233ZM258 92V90H255L253 93H256ZM35 93V94H34ZM57 93V94H56ZM116 93V92H115ZM156 93V92H155ZM162 93V97L161 100L163 99L164 101L162 102H167L169 97H168V94H169V90L166 88V89H163V91L161 92ZM218 93V92H217ZM228 93V92H227ZM236 93V92H235ZM252 93V91H251ZM29 94H27L29 96ZM154 94V92H153ZM230 94V93H229ZM258 94V93H257ZM256 94V95H257ZM64 95V94H63ZM61 95V96H63ZM118 95V94H117ZM131 95V96H130ZM128 97H131V99H133L132 97H134V93L130 94ZM133 95V96H132ZM171 95V93H170ZM218 95V94H217ZM243 95V94H242ZM247 95V94H246ZM249 95V94H248ZM261 95V94H259ZM3 96V95H2ZM25 96V95H24ZM37 96L34 98L36 100ZM49 96V95H48ZM136 96V94H135ZM153 97V95H151ZM151 96H149L151 98ZM161 96V95H160ZM159 96V97H160ZM225 96V95H224ZM252 96V94L250 95ZM254 96V94H253ZM11 97V96H10ZM17 97V96H16ZM69 97V98H70ZM109 97L111 99H109ZM116 97V96H115ZM122 97V95L120 96ZM127 97V98H128ZM144 97V96H143ZM217 97V96H216ZM9 98V97H8ZM25 98V97H24ZM47 98V97H46ZM60 98V99H58ZM117 98V97H116ZM114 98V99H116ZM125 99V97H123ZM145 98V97H144ZM155 97L151 98L153 101L155 100L154 99ZM222 98V97H221ZM224 98V97H223ZM244 98V97H243ZM19 99V98H18ZM48 99V98H47ZM46 100V102L49 100ZM50 99V101H51ZM67 99V98H66ZM119 99V97H118ZM117 99V100H118ZM137 99H140L139 97ZM157 99V98H156ZM240 99V98H238ZM238 99L236 101H238ZM246 99L248 100V98L246 97ZM246 99H245V103H246ZM250 99V98H249ZM255 99L257 100V98L255 97ZM11 100V99H10ZM13 100V99H12ZM23 100V99H22ZM21 100V101H22ZM69 100V99H67ZM77 100V101H76ZM116 100V101H117ZM120 100V99H119ZM128 101L130 99H127ZM150 100V99H149ZM171 101V99H169ZM255 100V101H256ZM261 100V99H260ZM17 101V100H15ZM14 101V102H15ZM34 101V100H33ZM53 101V102H54ZM66 101V100H65ZM65 101L63 100V103L65 104ZM73 101V102H72ZM114 101V100H113ZM139 101L140 103V100H137V102ZM153 101H151L150 103H152ZM156 101V100H155ZM168 101V102H170ZM215 101V100H214ZM253 101V100H252ZM263 101V100H262ZM40 102H43V101H40ZM52 102V101H51ZM50 102V103H51ZM56 102V103H58ZM131 104L133 101H130ZM136 102V103H137ZM161 102V101H160ZM159 102V98H158V103H156L155 105L158 106L157 104L160 103ZM212 102V101H211ZM241 102H242V99H241ZM257 102H259L257 100ZM3 103V102H2ZM20 103V102H19ZM18 103V104H19ZM24 103V102H23ZM58 103L57 104V107L59 105H62ZM67 103V102H66ZM70 103L67 105V108L65 106L66 109H68L69 107L68 106H71ZM115 103V102H114ZM117 103V102H116ZM119 103V102H118ZM189 104L190 107L186 106V104ZM216 103V102H214ZM248 103V102H247ZM246 103V105H247ZM49 104V103H48ZM130 104V105H131ZM135 104V102L133 103ZM154 104V103H153ZM161 104V103H160ZM159 104V105H160ZM167 104V103H166ZM165 104V105H166ZM244 104V102H243ZM251 104H253L251 102ZM44 105V104H43ZM51 105V104H50ZM53 105H55L53 103ZM138 105V104H136ZM146 105V104H145ZM148 105V104H147ZM152 105V104H151ZM150 105V106H151ZM170 105V104H169ZM172 105V104H171ZM212 105V103H211ZM237 105V104H236ZM239 105V104H238ZM241 105V103H240ZM245 105V106H246ZM263 105V106H261ZM118 106V104H117ZM153 106V105H152ZM164 106V104H163ZM226 106V105H225ZM231 106V105H230ZM229 106V107H230ZM234 106V104H233ZM242 106V105H241ZM248 106V105H247ZM250 106V105H249ZM61 107V106H59ZM135 106L133 105V108ZM140 107V106H138ZM170 107V106H169ZM235 107V106H234ZM63 108V107H62ZM71 108V107H70ZM154 108V107H153ZM152 108V109H153ZM156 108V107H155ZM158 108V107H157ZM173 108V107H172ZM171 108V109H172ZM203 108V107H202ZM226 108V107H224ZM243 108V106H242ZM240 108V109H242ZM247 108V107H245ZM64 109V108H63ZM140 109V108H139ZM159 109V108H158ZM230 109V108H229ZM239 109V108H238ZM240 109L238 111H240ZM70 111V109H68ZM146 110V109H145ZM150 110V109H149ZM157 109L153 110V112H155ZM193 110V111H191ZM201 110V109H200ZM204 110V109H203ZM31 111V110H30ZM35 111V110H34ZM36 111H41V110H36ZM35 111V112H36ZM119 111V110H118ZM158 111V110H157ZM162 111V110H161ZM164 111V110H163ZM228 111V110H227ZM27 112V111H26ZM51 112V111H50ZM49 112L50 116L51 113ZM140 112V111H139ZM150 112V111H149ZM148 112V113H149ZM201 113V111H199ZM40 113V112H39ZM42 113V112H41ZM40 113V114H41ZM44 113V111H43ZM144 113V112H143ZM169 113V112H168ZM173 113V112H172ZM206 113V112H204ZM226 113H229V112H226ZM34 113L32 112V115ZM45 114V113H44ZM151 114V112H150ZM157 114V113H156ZM165 114H167V112L165 111ZM171 114V113H170ZM169 114V115H170ZM237 114V113H236ZM240 114V112H239ZM31 115V114H30ZM31 115V116H32ZM35 115V114H34ZM42 115V114H41ZM64 114H62V118H67V116H63ZM130 115V114H128ZM133 115V114H132ZM130 115V116H132ZM136 115V114H135ZM145 115V113H144ZM149 114H146V116L143 118L145 119L143 121V125L141 124L142 127H139V135L135 132L134 134H137L139 136L140 139H143V140H148L150 139H154V141L157 139L159 141H162L161 143L167 141V132L169 131V129L172 127L171 125L173 124V121H172V124L171 123H166L162 126H157V127H152L150 125V122H149V118L148 116ZM160 115V114H159ZM158 115V116H159ZM168 115V116H169ZM209 115V114H208ZM207 115V116H208ZM217 115H219L217 113ZM39 116L40 115H35L32 119H29V120H26L25 122L23 121L22 123V119L24 118V115L20 116V117H16V116H13L16 117V119L14 120H10V123L7 124V129H13V128H20L21 126H25L27 128H34L38 126V119H39ZM48 116V115H47ZM54 117H58L59 114H54L53 115ZM52 116V117H53ZM61 116V115H60ZM138 116V115H137ZM140 116V115H139ZM162 116V115H160ZM159 116V117H160ZM165 116V115H163ZM200 118H199V117ZM223 116V115H221ZM227 116V115H226ZM225 116V117H226ZM11 117V116H10ZM41 117V116H40ZM44 117V115H43ZM72 117V116H71ZM75 117V116H74ZM171 117V116H170ZM210 117V115H209ZM208 117V118H209ZM220 117V116H219ZM238 117V116H237ZM240 117V116H239ZM238 117V118H239ZM61 118V119H62ZM70 118V117H69ZM122 118V117H121ZM131 117H128L127 119H125V123L127 124V127L132 125L130 124V121L131 119H134V118H131ZM139 118V117H137ZM137 118H135V121L136 123H138L136 120ZM152 118V116H151ZM150 118V119H151ZM207 118V117H206ZM221 118V117H220ZM228 118V117H227ZM232 118V117H230ZM55 119V118H54ZM75 119V118H74ZM74 119L72 120H66V123L63 124L65 125L64 128H67V131L70 130H75L77 131L78 127L76 128V124H78L79 121H76L75 122H72L74 121ZM99 119H102V120H105L104 122L99 120ZM124 119V118H123ZM140 119V118H139ZM153 119V118H152ZM205 119V118H204ZM247 119V121L245 120ZM63 120V119H62ZM83 122H82V121ZM118 120V119H117ZM209 120V119H206V121ZM226 120V122H225ZM120 121V120H119ZM123 121V122H124ZM133 121V120H132ZM174 121H176L174 119ZM210 121V120H209ZM77 122V123H76ZM121 122V121H120ZM41 123V122H40ZM76 123V124H75ZM134 123V122H133ZM135 123V124H136ZM141 123V122H139ZM210 123V122H209ZM57 124V123H56ZM60 124V123H59ZM116 124V123H115ZM134 124V125H135ZM173 124V125H175ZM55 125V124H54ZM62 125V123H61ZM84 125V126H85ZM99 125V124H97ZM120 125V124H119ZM124 125V124H123ZM140 125V124H139ZM176 125L172 127V129H174V127L176 128ZM203 125V124H202ZM58 126V125H56ZM79 126L80 128V125H77ZM82 126V125H81ZM113 126V125H111ZM205 126V125H204ZM95 127V126H93ZM126 127V126H125ZM124 127V128H125ZM208 127V125H207ZM75 128V129H73ZM92 128V127H91ZM135 128V127H134ZM202 128V127H201ZM209 128V127H208ZM85 129L82 128V130ZM126 129V128H125ZM170 129V131L172 130ZM178 129V130H180ZM206 129V128H205ZM204 129V130H205ZM16 130V129H15ZM19 130V129H17ZM81 130V131H82ZM88 130V129H86ZM90 130V129H89ZM175 130V129H174ZM177 130V128H176ZM171 131L173 132H180V131ZM203 130V129H201ZM75 131H73L75 133ZM116 131V130H115ZM200 131V129H199ZM198 131V132H199ZM264 132V130H262ZM13 132V131H12ZM87 132V131H85ZM92 132V131H91ZM201 132V131H200ZM73 133V134H74ZM77 133V132H76ZM76 133H75V136H76ZM84 137L87 136L84 131L82 132ZM184 133V132H182ZM181 134H178L177 133V136L178 135H182ZM202 133V132H201ZM260 133H262L260 131ZM78 134V133H77ZM81 134V133H80ZM88 134V133H87ZM133 134V132H132ZM172 135V133H169ZM121 135V134H120ZM129 135V134H127ZM197 135V134H196ZM38 136V134H37ZM81 136V135H79ZM79 136L77 135V137L79 138ZM90 136V134H88V137ZM92 136V135H91ZM174 135H172L173 137ZM39 137V136H38ZM43 137V136H42ZM74 137V136H72ZM118 137V136H117ZM123 137V136H121ZM119 137V138H121ZM125 139L127 138L126 136H124ZM137 137V136H136ZM172 137H169L168 136V139L169 141L171 140ZM192 137V138H191ZM199 137V136H198ZM197 137V138H198ZM264 137V136H263ZM35 138V137H34ZM76 138V137H75ZM91 138V137H90ZM113 138V137H112ZM177 138V137H176ZM175 138V140H176ZM41 139V138H40ZM87 139V138H86ZM124 139V138H123ZM122 139V141H123ZM193 139V140H192ZM199 139V138H198ZM44 140V139H43ZM79 140V139H77ZM91 140V139H90ZM115 139H113L114 141ZM174 140V139H172ZM174 140V141H175ZM38 141V140H37ZM42 142V140H40ZM71 140L70 139V144L71 143ZM80 141V140H79ZM87 141V140H86ZM139 141V140H138ZM167 141L165 144H168V143H171V141L169 142ZM242 141V142H241ZM82 142H85L82 141ZM116 142V141H115ZM114 142V143H115ZM150 142V141H149ZM88 143V142H87ZM90 143V142H89ZM122 143V142H121ZM155 143V142H154ZM244 143V144H245ZM37 144V142H36ZM40 144V143H39ZM38 144V145H39ZM84 144V143H83ZM10 145V144H9ZM132 145V144H131ZM131 145H128V146H124L123 147V150H122V158H126V161H130V159H132L133 155L135 154L134 153V149ZM157 145V144H156ZM188 145V144H187ZM246 145V146H247ZM85 146V144H84ZM77 147V146H76ZM151 147V146H150ZM88 148V147H87ZM41 149V148H40ZM74 149V148H73ZM80 149V148H79ZM83 149L82 150H79L81 154H83ZM45 150V149H43ZM77 150V149H76ZM15 152L14 151V148L10 147V149L7 150V152ZM36 151V149H35ZM48 151V150H47ZM46 151V153H47ZM52 153H55L54 150H51ZM75 151V150H74ZM79 151H77V153H79ZM146 151V150H145ZM257 153L259 154H262V149L260 150H256ZM259 151V152H258ZM19 152V151H18ZM50 151H48L49 153ZM2 153V151H1ZM3 153L5 154V150L3 151ZM16 153V152H15ZM43 153V152H41ZM47 153V154H48ZM51 153V154H52ZM74 153V152H73ZM73 153L71 151V153H69L67 156L70 158L71 161L73 160H76V159H73ZM134 153V154H133ZM256 153V154H257ZM51 154H48V155H51ZM76 154V153H75ZM233 154V153H232ZM13 155V154H11ZM43 154H41L40 158L42 157ZM47 155V156H48ZM54 155V154H53ZM136 155V154H135ZM203 155V156H202ZM9 156V155H8ZM13 156H16V155H13ZM38 156V155H37ZM52 156V155H51ZM78 156V155H77ZM80 156V155H79ZM188 156V155H187ZM193 156V157H194ZM260 156V155H259ZM258 154H257V157H259ZM12 157V156H11ZM58 157V156H57ZM81 157V156H80ZM137 157V155H136ZM256 157V156H255ZM20 158V157H19ZM34 158V157H33ZM39 158V157H37ZM77 158V157H76ZM86 158V157H85ZM124 158V159H125ZM190 158V157H189ZM14 159V158H13ZM18 159V158H17ZM31 159V157H30ZM29 159V160H30ZM42 159V158H41ZM60 159V158H59ZM81 159H83L81 157ZM134 159V158H133ZM191 159V158H190ZM193 159V158H192ZM191 159V160H192ZM201 159V158H200ZM204 158L203 157V161H204ZM11 160V158H10ZM19 160V159H18ZM21 160V159H20ZM78 160V159H77ZM197 160V159H196ZM58 161V160H56ZM133 161V160H131ZM199 161V160H198ZM202 161V160H201ZM206 161V160H205ZM255 161V160H254ZM252 161V163L254 162ZM264 161V160H263ZM263 161H259L260 163V166H258L256 164V167L258 166L259 168L260 167H263L261 166V162ZM15 162V161H14ZM31 162V161H30ZM38 162V161H37ZM75 162V161H73ZM68 163V161H67ZM131 163V162H130ZM225 163V162H224ZM27 164V163H26ZM203 164V165H202ZM199 162V165L203 166L206 165L207 166V162ZM249 164V163H247ZM127 165V164H126ZM192 165V164H191ZM27 166V165H26ZM37 166V164H36ZM128 166V165H127ZM205 166V168H206ZM211 166V165H210ZM40 167V166H38ZM181 167V166H180ZM193 167V166H192ZM208 167V166H207ZM252 167V166H251ZM255 168L254 166L251 168V172H253L254 170H256V175L254 176V180L252 181L253 184L256 185V188H264V173H262V168L261 170H258L259 168ZM126 168V167H125ZM182 168L183 170L180 172V179H179V183L181 180H185L186 178H188L190 175H199V171L197 170H194V167L191 168L190 166V163H184L182 165ZM209 168V167H208ZM211 168V167H210ZM264 168V167H263ZM5 169V168H4ZM37 170V169H36ZM208 170V169H207ZM211 170V169H210ZM261 171V172H260ZM122 172V171H121ZM197 172V173H196ZM207 172V171H206ZM264 172V171H263ZM2 173V172H1ZM121 173L118 180L119 182L117 183V178L116 179V184H117V190L121 189L122 187L124 188L127 182V176L128 174L125 173ZM127 174V175H126ZM164 175L167 174V173H163ZM169 174V173H168ZM179 174V173H178ZM207 174V173H206ZM254 174V173H252ZM160 175V174H159ZM177 175V174H176ZM203 175V174H202ZM163 176V175H162ZM170 176V175H169ZM200 176V175H199ZM230 176V175H229ZM15 177V176H14ZM35 177V176H34ZM73 177V176H71ZM161 177V175H160ZM231 177V176H230ZM237 177V176H236ZM252 175L249 177L250 179ZM39 178V177H37ZM169 178V177H168ZM175 178V176H174ZM229 178V177H228ZM245 178V176H244ZM244 178H243V182H241V184H238L236 183L235 185H239V188L241 189L242 187H240L241 185H246L244 183ZM248 178V177H247ZM74 179V177H73ZM234 179V178H232ZM242 179V177L240 178ZM114 180V179H113ZM169 180V182L167 183H170L171 181V178L170 179H167ZM209 180V179H208ZM215 180V179H214ZM223 180V179H222ZM28 181V180H27ZM31 181V180H30ZM75 181V180H73ZM173 181V180H172ZM178 181V180H177ZM211 182V180H209ZM217 181V180H216ZM1 182V181H0ZM176 182V180H175ZM227 182V181H226ZM231 182V181H230ZM235 181H233L234 183ZM115 183V181H114ZM149 183V182H148ZM177 183V182H176ZM202 183V182H201ZM200 183V184H201ZM212 183V182H211ZM215 183V182H214ZM244 183V184H243ZM251 183V182H250ZM249 183V184H250ZM3 184V183H2ZM7 184V183H6ZM5 184V185H6ZM171 184V183H170ZM174 184V182H173ZM197 185L196 187H194V191L195 193L197 192L198 195H196L197 197L193 198L192 201L196 200V203L197 204V199L199 201V198H202L203 199V195H206L205 197L209 200L207 203L210 204V202H213L214 203V200L220 198V197H215L219 191L216 193L215 191H212L211 190V185L210 183H202L201 185ZM33 185V184H32ZM90 185V184H89ZM115 185V184H114ZM148 185V184H147ZM151 185V184H150ZM220 185V184H219ZM234 185V186H235ZM248 185V183H247ZM246 185V186H247ZM252 184H250L249 186L251 187ZM116 186V185H115ZM114 186V187H115ZM167 186V185H166ZM170 186H173V185H170ZM169 186V187H170ZM216 186V185H215ZM230 186V185H229ZM228 186V187H229ZM245 186V188H246ZM249 186H247L248 188L247 189H250ZM67 187L68 185L66 183H62L57 189L55 192H52L53 194H50V192L48 193V195H53L55 196L57 202H59L65 191L67 190ZM111 187V186H110ZM221 187V186H220ZM255 187V186H254ZM18 188V187H17ZM87 188V187H86ZM131 188V187H130ZM148 188V187H147ZM145 187V189H147ZM150 188V186H149ZM148 188V190H149ZM222 188V187H221ZM230 188V187H229ZM229 188H225L226 190H228ZM233 188V187H232ZM237 188V187H236ZM238 188V190H239ZM245 188H244V191H245ZM252 188V187H251ZM261 188V189H262ZM35 189V188H33ZM37 189V188H36ZM165 189V188H164ZM231 189V188H230ZM234 189V188H233ZM218 190V189H217ZM253 190V189H252ZM251 190V191H252ZM36 191V190H35ZM74 191V190H73ZM72 191V192H73ZM137 191V190H136ZM152 189L150 188V191L151 192ZM167 191V189H166ZM171 191V189H170ZM190 191V190H189ZM262 191H264V189H262ZM261 191V192H262ZM70 192V191H69ZM76 191H74L75 193ZM88 192V191H86ZM85 192V193H86ZM116 191H114L115 193ZM148 192V191H147ZM164 193V191H162ZM168 192V191H167ZM167 192H165L167 194ZM191 192V191H190ZM212 192L216 195H212ZM229 192H234L235 191H228V194ZM239 192V191H238ZM241 192V191H240ZM239 192V193H240ZM248 192V191H247ZM253 192V191H252ZM250 192V194L252 193ZM254 192H259V189L258 190H254ZM28 193V194H27ZM32 193V189L31 187H29L27 190H26V193L25 195H29L27 196L26 198H28L25 202H23L24 204L18 208V210H23V212L25 213L26 216H28V214L31 213V215H33V217H37V220H38V217L40 216H37V214L39 213L38 212V208L35 207H31L30 206V203H31V194ZM73 193V194H74ZM123 193V192H122ZM226 193V192H225ZM233 193V194H234ZM249 193V192H248ZM13 194V193H12ZM12 194L9 196L11 197ZM238 194V193H236ZM146 195V196H145ZM143 196H145V203H143L146 207L144 208H147V212L151 211V208L150 207H153V206H150V201L147 197L148 194H145ZM208 195V196H207ZM212 195V196H211ZM222 195H224V191L222 192ZM221 195V196H222ZM235 195V194H234ZM242 195V194H241ZM262 195V194H261ZM66 196V195H65ZM79 196V195H78ZM77 196V197H78ZM110 196V195H109ZM149 196V195H148ZM165 196V195H164ZM201 196V197H200ZM226 197H232L231 195H225ZM224 196V197H225ZM251 196V195H249ZM256 196V195H255ZM260 196V195H259ZM264 196V194L262 195V197ZM115 196H113V200L111 199V201L109 203H105V205H103V208L101 209V213L100 215L102 216V218H104L106 221H107V226H106V230H107V227L109 229L111 228H115V230H117L118 228H123L122 229H118V230H121L122 234L124 235L123 231H127L128 229H133L135 230V232H138L141 228L145 227L147 224H153V218H149L146 217L144 218L141 223H139L137 220L136 221H130L128 222L127 224V227H117V225L119 226V222L121 223V220H122V217L123 215L125 214V205L126 203H128L129 199L127 196H124L122 194H119L117 195L115 198ZM167 197V196H166ZM204 197V198H205ZM223 197V196H222ZM225 197V198H226ZM244 197V196H243ZM242 197V199H243ZM253 197V196H252ZM7 198V197H6ZM34 198V197H33ZM112 198V197H111ZM144 198V197H143ZM205 198V199H206ZM215 198V199H214ZM240 198V197H238ZM260 198V197H259ZM5 199V198H4ZM11 199V198H10ZM23 199V198H22ZM43 199V198H42ZM80 199V197H79ZM78 199V200H79ZM89 199V198H88ZM164 199V197H163ZM206 199V200H207ZM214 199V200H213ZM221 199V198H220ZM232 199V198H231ZM246 199V198H245ZM244 199V200H245ZM263 199V198H261ZM8 200V199H7ZM17 200V199H16ZM35 200V199H33ZM69 200V199H68ZM77 200V198H73L69 201L70 203V207L68 206V208H71L73 205H78V202L77 204L75 203ZM87 200V199H86ZM251 201V199H249ZM255 200V199H254ZM24 201V200H23ZM84 201V200H83ZM205 201V200H204ZM217 201V200H216ZM226 201V200H225ZM232 201V200H231ZM230 201V202H231ZM239 201V200H238ZM249 203H244L243 201V204H240L239 202L236 204H232V205H227V207H225V204L228 203V202H225V204L222 206V208H219L218 211H216V215L214 214H211L210 216L213 218V220H209L208 218H206L205 221H203L202 219L200 220L199 217L202 216V213H201V216H199V220L198 219H195L194 221L196 223L190 225L188 228L186 229H182V231L179 233H177L176 231V234L174 232H169L168 233H165V232H162L160 233L158 236H156V240L158 242H165L167 240H170V241H180L181 239H184V238H187L189 235H195L196 233L200 234L201 235V238L202 239H205L207 238V236H210L212 234H210L212 232V230L215 228L217 229V231H221L222 227L224 226H230L232 227V230L229 231V232H226L227 234L225 235H222L220 237L219 240L217 239V246L218 247H223V248H228V249H239L241 246H244L245 245V241L244 240H248V241H252L254 242L256 238H253L252 236H249L246 231H237L236 230V224L240 222L244 223L247 222V224H250L252 221V219L254 218L253 215H256L258 214V211L261 212V209L259 210V207H258V203L256 202L257 205H254L253 202L255 201H251ZM101 202V201H100ZM131 200L129 201V204H130ZM140 201H138V204H141V202L139 203ZM165 202H167V200H165ZM185 202V201H184ZM190 202V201H188ZM235 202V201H234ZM263 202V201H262ZM34 203V202H32ZM47 203V201H46ZM83 203V202H82ZM85 203V202H84ZM83 203V205H84ZM213 203H211L210 205H212ZM224 203V202H223ZM260 203V202H259ZM50 204V203H48ZM47 204V205H48ZM56 204V203H55ZM81 204V203H80ZM86 204V203H85ZM193 204V203H192ZM206 204V203H205ZM46 205V206H47ZM194 205V204H193ZM198 205V204H197ZM234 205V206H233ZM264 204H262L261 206H263ZM203 206V205H202ZM41 207V206H40ZM58 207V206H57ZM74 207V206H73ZM100 207V206H99ZM136 207V206H135ZM139 207V206H138ZM66 207V209H68ZM41 209V208H40ZM44 209L46 210L45 206H44ZM43 209V210H44ZM75 210V208H73ZM70 210V209H69ZM72 210V209H71ZM99 210V209H98ZM215 210V209H213ZM212 210V211H213ZM211 211V210H210ZM44 212V211H43ZM215 213V211H213ZM264 212V211H263ZM74 213V211H73ZM72 213V214H73ZM207 213V212H206ZM205 213V214H206ZM212 213V212H211ZM69 214V213H68ZM71 214V215H72ZM208 214V213H207ZM264 214V213H263ZM55 215V214H54ZM261 215V214H260ZM259 215V216H260ZM209 216V215H207ZM206 216V217H207ZM258 216V217H259ZM35 217H34V220H35ZM75 217V216H74ZM253 217V218H252ZM262 217V216H261ZM9 218V217H8ZM11 218V217H10ZM65 218V217H64ZM175 218V217H174ZM211 218V219H212ZM14 219V218H13ZM27 218H25L26 220ZM171 219V218H170ZM209 222H208V220ZM72 220V219H71ZM173 220V218L171 219ZM171 220H168V221H163L161 220V223L162 225H168V224H172ZM198 220V221H196ZM11 221H13L11 219ZM69 221V220H68ZM174 221V220H173ZM176 221V220H175ZM15 222V221H14ZM37 222V221H35ZM63 222V221H61ZM19 224V223H18ZM122 224V223H121ZM175 224V223H173ZM237 224V226L239 225ZM246 224V223H245ZM244 224V226H245ZM20 225V224H19ZM22 225V226H21ZM20 228H21V234H22V237L17 240V242L19 243V246L20 247H24L25 245H27L30 241H32V238L33 237V234L35 232V223L34 221H31L30 219L29 220H26L25 223L21 224ZM39 225V224H38ZM124 225V226H125ZM242 225V224H240ZM171 226V225H169ZM243 226V225H242ZM240 226V227H242ZM163 228V226H161ZM160 227V228H161ZM225 227V228H226ZM105 228V227H104ZM172 228V227H171ZM185 228V227H184ZM127 229V230H126ZM178 229V228H177ZM238 229V228H237ZM243 229V228H242ZM161 230V229H160ZM244 230V229H243ZM98 231V230H97ZM108 231V230H107ZM5 232V231H4ZM42 232V231H41ZM110 232V230L108 231ZM108 232H102L103 234H100V237H99V240L98 241H95L93 243H90L88 244H80V241H79V244H77L74 249L73 247V251L70 253V254H67L68 256H63L62 254H64V249H59V253H58V256H56V259L57 261H55L54 264H94L96 262V260L101 256V253L102 251L105 252L107 249H104L105 247L102 246V243L105 242V238L108 235ZM113 232L115 233V231L113 230ZM121 232H118L116 231V235L113 236V237H117L116 239H118V236L121 235ZM7 233V232H6ZM83 233V232H82ZM120 233V234H119ZM126 233V232H125ZM20 234V233H19ZM112 234V232H111ZM36 235V234H35ZM119 236V237H121ZM219 236V235H218ZM216 237V238H219V237ZM9 237V236H8ZM20 237V236H19ZM110 237V236H109ZM84 238V237H83ZM36 239V238H35ZM89 239V238H88ZM115 239V238H114ZM1 240V239H0ZM15 240V239H14ZM86 240V239H85ZM84 240V242H86ZM35 241V240H34ZM262 241V240H261ZM78 242V241H77ZM205 242V240H204ZM16 243V242H14ZM18 243H17V246H18ZM198 243V242H197ZM30 244V243H29ZM12 245V244H11ZM122 245V244H121ZM252 245V244H251ZM68 246L70 247L71 245L68 244ZM119 246V245H118ZM19 247V248H20ZM26 247V246H25ZM24 247V248H25ZM103 247V249H102ZM7 248V246H6ZM61 248V247H60ZM66 248V247H65ZM112 248L111 250L114 251V248H116V246L114 247L112 245ZM128 248V247H127ZM206 248V247H205ZM55 249V248H54ZM1 250V249H0ZM23 250V249H22ZM120 250V249H119ZM251 250V249H250ZM5 251V250H4ZM68 251V250H67ZM248 251V250H246ZM2 252V250H1ZM6 252V251H5ZM9 252V250H8ZM7 252V253H8ZM26 252V251H25ZM24 252V253H25ZM196 252V251H195ZM197 253V252H196ZM6 255V253H4ZM9 254V253H8ZM29 254V253H27ZM26 254V255H27ZM66 254V252H65ZM3 255V253H2ZM103 255V254H102ZM110 254L107 253L105 254V256H109ZM8 256V255H7ZM104 256V255H103ZM1 257V256H0ZM4 258V255L2 256ZM38 257V256H37ZM3 258L1 260L0 258V264L3 263ZM22 258V257H21ZM61 258V259H60ZM5 259V258H4ZM7 260V259H6ZM25 260V259H23ZM28 260V258L26 259ZM36 260V259H35ZM55 260V258H54ZM32 261V260H31ZM34 261V260H33ZM6 262V261H4ZM9 262V260H8ZM15 262V261H14ZM37 262V261H35ZM28 263V262H27ZM45 263V262H44ZM49 263V262H47ZM4 264V263H3Z\"/></svg>",
    "mask_w": 264,
    "mask_h": 264
},
{
    "label": "built area",
    "instance_id": "3",
    "mask_svg": "<svg viewBox=\"0 0 264 264\" xmlns=\"http://www.w3.org/2000/svg\"><path fill=\"white\" fill-rule=\"evenodd\" d=\"M149 5L150 18L153 25L149 29L148 35L154 40L156 50L159 54L171 44V39L175 37V11L170 2L160 3L158 0L150 3L149 0H124V24L130 33H134L137 21L136 2ZM157 1V2H156ZM9 37V31L6 27L0 26V42ZM166 53V52H164Z\"/></svg>",
    "mask_w": 264,
    "mask_h": 264
},
{
    "label": "water",
    "instance_id": "4",
    "mask_svg": "<svg viewBox=\"0 0 264 264\" xmlns=\"http://www.w3.org/2000/svg\"><path fill=\"white\" fill-rule=\"evenodd\" d=\"M42 0H0V24H6L16 17L39 6Z\"/></svg>",
    "mask_w": 264,
    "mask_h": 264
}]
</instances>
